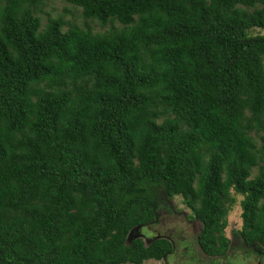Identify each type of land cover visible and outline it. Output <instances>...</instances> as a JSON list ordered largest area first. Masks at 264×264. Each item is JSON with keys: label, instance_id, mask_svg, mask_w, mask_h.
I'll list each match as a JSON object with an SVG mask.
<instances>
[{"label": "trees", "instance_id": "1", "mask_svg": "<svg viewBox=\"0 0 264 264\" xmlns=\"http://www.w3.org/2000/svg\"><path fill=\"white\" fill-rule=\"evenodd\" d=\"M68 1L109 28L0 0V264L161 260L175 198L202 251L236 194L264 245V0Z\"/></svg>", "mask_w": 264, "mask_h": 264}, {"label": "rangeland", "instance_id": "2", "mask_svg": "<svg viewBox=\"0 0 264 264\" xmlns=\"http://www.w3.org/2000/svg\"><path fill=\"white\" fill-rule=\"evenodd\" d=\"M42 22L45 23L46 19L50 17H56L62 15L65 20L73 24H78L85 27H90L94 31L107 30L108 26H101L98 22L86 21L82 17V11L79 7H76L68 0H44L42 5ZM87 22V23H86ZM68 27V24L65 28ZM253 33H264V28H254ZM258 168H254L253 174H256ZM241 195L236 194V200L230 204L228 213L226 216V226L224 228L225 234L230 237L232 235V229H240L242 224V208L240 199ZM173 211L162 210L159 218V223L156 221L150 226H146L142 230L143 238L148 242L151 238L163 235L169 237L174 245V251L168 254L164 259L156 260L149 259L144 264H184L185 262L194 260V254L188 253L189 249L195 247L194 238L197 236L198 229L201 227V223L190 217L191 210L187 208L180 200L175 198L172 200ZM194 223L197 224V228L194 227ZM140 231V233H142ZM192 259V260H191ZM231 264H241V259L229 260ZM226 264V263H220Z\"/></svg>", "mask_w": 264, "mask_h": 264}, {"label": "flooded vegetation", "instance_id": "3", "mask_svg": "<svg viewBox=\"0 0 264 264\" xmlns=\"http://www.w3.org/2000/svg\"><path fill=\"white\" fill-rule=\"evenodd\" d=\"M241 228L242 224L240 229L233 228L232 235L230 237L227 236L230 238V241L224 252L211 255L202 251L200 246L195 244L197 249L193 247L189 249L188 252L194 254V260L191 259L192 261L185 262L184 264H220L222 262L231 264L229 260L237 258L241 259V264H264V245L258 244L256 241H247L241 234L238 233ZM234 230L237 232H234ZM194 240H196V238H194ZM165 257L166 256H164L163 259Z\"/></svg>", "mask_w": 264, "mask_h": 264}, {"label": "water", "instance_id": "4", "mask_svg": "<svg viewBox=\"0 0 264 264\" xmlns=\"http://www.w3.org/2000/svg\"><path fill=\"white\" fill-rule=\"evenodd\" d=\"M194 227L197 228V224L194 223ZM199 231V230H198Z\"/></svg>", "mask_w": 264, "mask_h": 264}, {"label": "clouds", "instance_id": "5", "mask_svg": "<svg viewBox=\"0 0 264 264\" xmlns=\"http://www.w3.org/2000/svg\"><path fill=\"white\" fill-rule=\"evenodd\" d=\"M198 230H200V229H198Z\"/></svg>", "mask_w": 264, "mask_h": 264}]
</instances>
